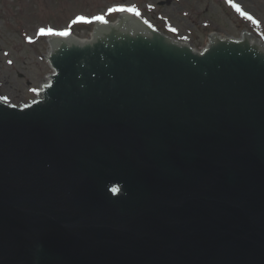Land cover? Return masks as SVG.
Masks as SVG:
<instances>
[{
  "label": "water",
  "instance_id": "1",
  "mask_svg": "<svg viewBox=\"0 0 264 264\" xmlns=\"http://www.w3.org/2000/svg\"><path fill=\"white\" fill-rule=\"evenodd\" d=\"M94 27L0 102V264H264V44Z\"/></svg>",
  "mask_w": 264,
  "mask_h": 264
},
{
  "label": "rangeland",
  "instance_id": "2",
  "mask_svg": "<svg viewBox=\"0 0 264 264\" xmlns=\"http://www.w3.org/2000/svg\"><path fill=\"white\" fill-rule=\"evenodd\" d=\"M237 1L259 23L242 17L226 0H0V98L13 106L31 103L53 72L46 58L49 34L40 29L87 39L95 17L118 20L121 12H109L117 6H135L151 25L198 50L214 31L240 37L247 30L264 42V0ZM79 16L91 22L73 23Z\"/></svg>",
  "mask_w": 264,
  "mask_h": 264
},
{
  "label": "snow or ice",
  "instance_id": "3",
  "mask_svg": "<svg viewBox=\"0 0 264 264\" xmlns=\"http://www.w3.org/2000/svg\"><path fill=\"white\" fill-rule=\"evenodd\" d=\"M229 2H231V0H229ZM233 7H235L237 11L241 12V15H244L248 19H253V17L250 16L248 13L243 12L239 5L233 4ZM116 11H119V12H129V13H132V14L137 15V16L140 15L139 10L135 6H131V7L117 6V7H114V8L109 9V12L110 13L111 12H116ZM94 19L99 20L101 22H106L102 16H97ZM77 22H85V23H88V22H91V21L87 20L83 16H79V17H77V19L75 21H73V23H77ZM254 22L255 23H259L258 21H254ZM40 32L42 34H45L46 33V34H51V35H68L67 32H55L52 29H48V30L40 29ZM29 40L31 41V38H29ZM9 63H11V61H9Z\"/></svg>",
  "mask_w": 264,
  "mask_h": 264
},
{
  "label": "bare ground",
  "instance_id": "4",
  "mask_svg": "<svg viewBox=\"0 0 264 264\" xmlns=\"http://www.w3.org/2000/svg\"><path fill=\"white\" fill-rule=\"evenodd\" d=\"M50 37H53V36H50ZM49 37V38H50ZM71 37V36H70ZM222 37H224V36H222ZM241 38L242 37H240V39L238 40V41H241ZM253 40H256L257 41V39L255 38V36H253V35H250V38H249V42H251V41H253ZM258 43H259V41H257ZM185 43H187V42H184L183 44H185ZM188 47H190V45L188 44ZM47 58H49V54L46 56ZM49 76H51V75H49ZM49 76L47 77V79H46V81L44 82V85H46L48 82H49ZM42 91V90H41Z\"/></svg>",
  "mask_w": 264,
  "mask_h": 264
}]
</instances>
